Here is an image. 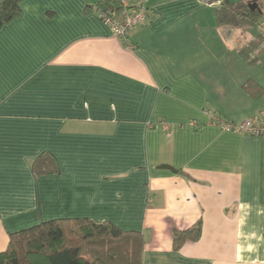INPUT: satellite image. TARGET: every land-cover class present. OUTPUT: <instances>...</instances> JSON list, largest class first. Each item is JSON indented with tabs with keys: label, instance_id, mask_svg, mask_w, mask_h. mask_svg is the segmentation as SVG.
<instances>
[{
	"label": "crops",
	"instance_id": "1",
	"mask_svg": "<svg viewBox=\"0 0 264 264\" xmlns=\"http://www.w3.org/2000/svg\"><path fill=\"white\" fill-rule=\"evenodd\" d=\"M101 1L22 0L0 27V251L11 232L86 218L141 232L142 264H264V135L215 121L264 109L245 85L264 87V53L241 52L264 30L230 42L216 5L143 0L154 16L122 38ZM45 152L59 171L36 177Z\"/></svg>",
	"mask_w": 264,
	"mask_h": 264
},
{
	"label": "trees",
	"instance_id": "2",
	"mask_svg": "<svg viewBox=\"0 0 264 264\" xmlns=\"http://www.w3.org/2000/svg\"><path fill=\"white\" fill-rule=\"evenodd\" d=\"M22 0H0V27L21 15ZM217 15L221 24L250 26L260 23L264 15L252 10L248 2L221 0ZM118 15L121 6L114 0H102L97 12ZM249 63H256L264 53V33L241 50ZM248 91L260 96L264 87L249 80ZM36 177L59 171L56 158L49 152L33 162ZM202 235V221L187 229L173 231V246L179 250L187 241ZM144 235L135 230L124 231L110 221L78 218H56L9 233V243L0 251V264H142Z\"/></svg>",
	"mask_w": 264,
	"mask_h": 264
},
{
	"label": "built area",
	"instance_id": "3",
	"mask_svg": "<svg viewBox=\"0 0 264 264\" xmlns=\"http://www.w3.org/2000/svg\"><path fill=\"white\" fill-rule=\"evenodd\" d=\"M121 6L118 15L99 12L100 17L111 27L114 35L126 38L131 30L137 26L144 25L154 16V10L144 5L143 0H114ZM209 5H217L221 0H202ZM216 123L227 130L246 133L251 135H264V109L249 119L240 123L228 122L220 117L215 119Z\"/></svg>",
	"mask_w": 264,
	"mask_h": 264
},
{
	"label": "rangeland",
	"instance_id": "4",
	"mask_svg": "<svg viewBox=\"0 0 264 264\" xmlns=\"http://www.w3.org/2000/svg\"><path fill=\"white\" fill-rule=\"evenodd\" d=\"M264 8V6H263ZM240 27V28H238ZM239 29V30H238ZM264 30V25H262L261 23H256V24H253V25H250L248 27H243V26H235V28L232 30L233 31V34L231 36L228 37L229 41L230 42H236L237 40V31H244L245 32V35L249 34L251 30H254V31H259V30ZM228 33V30H226L225 34Z\"/></svg>",
	"mask_w": 264,
	"mask_h": 264
},
{
	"label": "water",
	"instance_id": "5",
	"mask_svg": "<svg viewBox=\"0 0 264 264\" xmlns=\"http://www.w3.org/2000/svg\"><path fill=\"white\" fill-rule=\"evenodd\" d=\"M249 8L252 9V10L258 9L259 11L262 12V9L260 8L259 3L257 1H251L249 3ZM164 166L165 167H169L168 165H164Z\"/></svg>",
	"mask_w": 264,
	"mask_h": 264
},
{
	"label": "flooded vegetation",
	"instance_id": "6",
	"mask_svg": "<svg viewBox=\"0 0 264 264\" xmlns=\"http://www.w3.org/2000/svg\"><path fill=\"white\" fill-rule=\"evenodd\" d=\"M253 1H257V2L259 3L260 8L264 6V0H253ZM250 2H251V1H250ZM250 2H248V6H249V3H250ZM261 9H262V8H261ZM262 11H263V10H262Z\"/></svg>",
	"mask_w": 264,
	"mask_h": 264
}]
</instances>
